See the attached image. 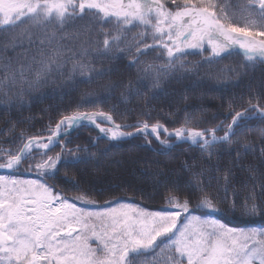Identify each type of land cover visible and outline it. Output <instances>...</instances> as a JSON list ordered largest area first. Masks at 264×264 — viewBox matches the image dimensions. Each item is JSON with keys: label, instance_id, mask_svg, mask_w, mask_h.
Returning <instances> with one entry per match:
<instances>
[{"label": "snow or ice", "instance_id": "1", "mask_svg": "<svg viewBox=\"0 0 264 264\" xmlns=\"http://www.w3.org/2000/svg\"><path fill=\"white\" fill-rule=\"evenodd\" d=\"M236 9L226 11L216 0H0V93L7 96L16 87L35 90L54 76H79L89 84L103 79L108 73L90 62L94 52L97 59L131 57L126 67L136 70L135 80L129 77L112 89L125 90L124 102L140 95L141 85L156 89L162 79L192 71L195 66L184 63L188 55L203 56L202 67L219 64L234 52L242 54L246 67L264 63V0H243ZM137 30L129 41L127 33ZM91 33L100 39L90 47L84 46L87 41L79 47L65 42ZM153 55L159 62L144 60ZM8 103L0 100L5 108ZM96 103L85 93L81 104L48 126L47 136L22 131L18 143L0 147V170L8 173L0 174V264H264V192L258 197L254 186L243 202L233 199V214L239 210L248 220L243 227H230L221 222L222 201L208 191L213 179L222 180L227 191L234 178L231 168L217 167L223 175L207 181L201 180L207 169L193 173L185 182L188 195L170 192L167 207L156 210L120 199L91 210L97 203L91 186L82 188L77 182L79 194L68 198L47 182L59 176L58 165L75 166L91 158L76 155L88 149L61 143L75 127L94 125L117 142L151 135L171 147L160 139L163 132L199 147L210 159L217 146L227 150L246 122L264 121L259 97L249 99L242 110L229 104L227 123L204 130L182 126L174 132L159 121L121 125L109 112L82 110ZM132 127L135 133L128 130ZM13 132L14 125L5 130ZM57 146L60 152H55ZM245 151L252 149L245 146ZM22 168L40 178L15 176ZM186 171L191 173V167Z\"/></svg>", "mask_w": 264, "mask_h": 264}, {"label": "trees", "instance_id": "2", "mask_svg": "<svg viewBox=\"0 0 264 264\" xmlns=\"http://www.w3.org/2000/svg\"><path fill=\"white\" fill-rule=\"evenodd\" d=\"M216 3L232 12L243 0H216ZM137 36L138 30L127 33L129 41ZM99 39L98 35L91 33L82 35L76 41L65 42L79 47L87 41L84 46L90 47L93 41ZM97 55L94 52L90 62L98 71H106L108 75L93 83H81L83 78L79 76L74 80H68L67 76H54L35 90L16 87L7 96L0 93V100L9 102L7 108L0 105V147H11L9 142L13 140L18 143L22 131L27 136H47L48 126H54L62 114L81 104L85 93L91 94V98L98 103L85 104L84 111L99 109L109 112L121 125H135L144 120L150 124L159 121L169 132L182 126L204 130L217 127L221 122L227 123L226 118L230 116L228 105L242 110L252 97H259V102L264 105V63L256 61L253 66L246 67L245 58L238 52L219 64L203 67V56L188 55L184 63L195 66L192 71L164 78L156 89H145L141 85V94L129 96L127 102L121 99L125 91L123 88L112 89L129 77L135 80L136 70L129 71L126 67L131 57L124 60L97 59ZM144 60L159 62L154 55L146 56ZM12 125L15 132L5 134V130ZM128 130L136 131L134 127ZM236 131L237 136L227 150L224 146H217L215 154L209 159L199 147L165 135H161L160 139L166 140L171 147L161 144L151 135L147 139L140 135L127 141L110 142L101 139L95 129L84 126L61 143L69 148H86L87 152L76 155L91 158L75 166L58 165L59 176L47 182L55 187L56 192L68 198L79 194L75 186L77 182L82 188L91 186L92 197L99 206L120 199L156 210L167 207L166 197L170 192L182 197L188 195L185 182L192 178L193 173L207 169L201 176L202 181H207L212 176L219 178L223 175V171H216L217 167L221 170L231 168L234 178L228 190L225 191L222 180L213 179L208 191L222 201L220 208L225 215L221 222L230 227H243L248 217L242 216L239 210L233 214L231 203L233 199L243 202L254 186L258 197L264 192L261 188L264 185V121L252 119ZM217 135L222 136L223 132L218 131ZM245 146L252 151L246 152ZM55 152H60V146L55 147ZM188 166L192 169L191 173L186 171ZM250 167L254 169L251 173L248 171ZM15 176L21 179L40 178L23 168ZM250 176L254 178L250 179ZM66 178L73 183H67ZM101 192L104 194H97ZM255 219L259 226L260 218Z\"/></svg>", "mask_w": 264, "mask_h": 264}, {"label": "water", "instance_id": "3", "mask_svg": "<svg viewBox=\"0 0 264 264\" xmlns=\"http://www.w3.org/2000/svg\"><path fill=\"white\" fill-rule=\"evenodd\" d=\"M105 124L108 125V126L110 127L109 124H107V123H105ZM86 126H87V127H91V128H93V129H95L96 131L99 132V130L96 129L94 125H91V124H90V125H86ZM78 128H79V126L73 128V129H71V130L68 132L67 136H70V135H72L73 133H75V131H76ZM135 132H136V131H134L133 133H135ZM99 134H100V138H101V139H105V140H107V141H110L109 139L105 138V137L103 136L102 133L99 132ZM161 135H165V136H167V137H169V138H175V137H170V136H168L167 134H165V133H163V132L161 133ZM67 136H66V137H67ZM137 136H140V134H136V135H134L133 137L128 138V139H125V140H123V141L130 140V139L135 138V137H137ZM153 137H154V136H153ZM110 142H117V141H110ZM180 142H182V143H190V142H188V141H181V140H180ZM190 144H191V143H190ZM0 173H7V171L0 170Z\"/></svg>", "mask_w": 264, "mask_h": 264}, {"label": "rangeland", "instance_id": "4", "mask_svg": "<svg viewBox=\"0 0 264 264\" xmlns=\"http://www.w3.org/2000/svg\"><path fill=\"white\" fill-rule=\"evenodd\" d=\"M102 126H104V127H109L108 125H106L105 123L104 124H102ZM81 128V127H80ZM79 129V128H78ZM77 129V130H78ZM99 133V132H98ZM34 174L37 176V174L34 172ZM78 206H79V204H78ZM106 206V205H105ZM104 206H99V205H94V206H91V210H100V209H102ZM93 247H95V242H93Z\"/></svg>", "mask_w": 264, "mask_h": 264}, {"label": "bare ground", "instance_id": "5", "mask_svg": "<svg viewBox=\"0 0 264 264\" xmlns=\"http://www.w3.org/2000/svg\"><path fill=\"white\" fill-rule=\"evenodd\" d=\"M86 125H90V124H88V123H85L84 125H82V126H79V128H80V127H83V126H86ZM175 139H176V138H175Z\"/></svg>", "mask_w": 264, "mask_h": 264}]
</instances>
